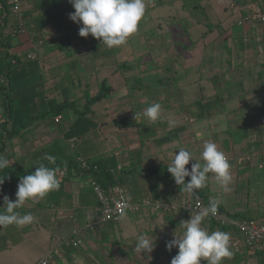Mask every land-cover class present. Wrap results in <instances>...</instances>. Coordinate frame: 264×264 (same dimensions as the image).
<instances>
[{"label":"crops","instance_id":"crops-1","mask_svg":"<svg viewBox=\"0 0 264 264\" xmlns=\"http://www.w3.org/2000/svg\"><path fill=\"white\" fill-rule=\"evenodd\" d=\"M251 7L264 12V0H146L138 33L125 46L112 49L91 35L79 36L82 25L69 19L74 12L69 0H24L23 35H16L18 17L6 9L0 71L10 70L11 99L6 103L0 89V130L24 120L28 126L12 140L0 141V155L10 161L0 172L8 177L0 186V208L4 196L15 201L23 177L17 180L11 171L52 165L43 159L45 154L67 168H57V173L65 171L64 177L57 175L58 189L18 209L33 214L32 224L0 228V264H36L94 221L100 201L90 177L79 172L80 156L99 167L97 176L106 189L119 182L132 202L194 201L196 196L170 182L167 167L180 148L203 164V145L212 141L229 159L231 191L224 193L209 173L197 193L209 189L211 199L232 213L264 208V201L256 199L243 203L246 208L238 206L247 193L264 186L259 177L264 167V25L239 24ZM169 8L173 11L164 12ZM31 53L37 59H27ZM103 82L112 89L110 96L88 108L87 100ZM67 102L77 105L59 115L61 122L47 116L53 104ZM154 103L161 105V112L152 122L144 111ZM9 113L12 121L5 122ZM41 116L46 118L38 120ZM246 155L259 160L240 164ZM155 171L166 177H154ZM136 216L138 222L129 215L108 233L132 239L190 219L184 213L174 220L156 216L152 210ZM126 225L131 228L124 232ZM108 226L87 232L85 242L99 231L102 236Z\"/></svg>","mask_w":264,"mask_h":264},{"label":"clouds","instance_id":"clouds-1","mask_svg":"<svg viewBox=\"0 0 264 264\" xmlns=\"http://www.w3.org/2000/svg\"><path fill=\"white\" fill-rule=\"evenodd\" d=\"M74 12L69 19L79 27V36L87 38L89 35L101 41L107 48L125 46L129 39L136 35L140 23L146 14V0H69ZM161 112V105L154 103L147 107L144 116L155 122ZM44 160L55 164L56 157L45 154ZM201 159H195L192 153L180 148L174 153V158L167 167L176 185L182 186L181 191L196 196L197 190L206 186L208 174L212 173L224 193L231 191L232 174L229 159L212 141L203 145ZM194 161L191 168L186 165ZM10 161L0 155V172L9 167ZM57 168H50L41 163L33 172L20 178L17 185L16 199L12 201L4 196V207L0 208V228L16 226L23 228L33 223L35 217L31 213L22 214L21 209L29 200L44 199L51 191L59 188ZM190 177L188 182L185 178ZM5 174L0 177V186L3 185ZM219 200L210 201L207 207L190 214V219L182 220L184 229L180 236L175 235L167 244L171 250L178 248V253L172 258L171 264H223L230 259L233 252L230 248V234L224 231H209L203 226L206 218L217 214ZM183 214V213H181ZM180 215V214H179ZM176 232V231H175ZM155 242L146 235L137 238L135 251L138 254H149L155 248ZM252 259V258H250ZM256 259V258H253Z\"/></svg>","mask_w":264,"mask_h":264},{"label":"built area","instance_id":"built-area-1","mask_svg":"<svg viewBox=\"0 0 264 264\" xmlns=\"http://www.w3.org/2000/svg\"><path fill=\"white\" fill-rule=\"evenodd\" d=\"M24 0H0V27L5 25V11L8 8L12 14L18 17L20 24L18 26V33L25 34V24L23 23L22 3ZM5 12V13H4ZM247 23L264 25V12L258 7H251L243 14L240 25ZM28 59H37L36 53H31ZM4 76H0V82H4ZM62 121V117L56 118V122ZM228 159V158H227ZM85 170L100 172L98 166H91L88 160L84 157L77 159ZM252 161L251 156H243L238 162L240 164L249 163ZM93 168V170H92ZM59 177H64L65 171L57 173ZM91 185L97 198L100 201V207L94 221L87 227L75 230L70 239L64 241L58 249H53L48 252L36 264H54V257L63 249V247L79 248L85 244V238L88 231H96L107 225L117 224L121 217L125 214H141L144 210H152L159 215H179L181 213L190 216L191 212L195 213L201 208L207 207L202 199L189 201L185 198H173L165 203L154 201L152 199H144L141 202H132L128 197L126 189L117 182L111 190L106 189L97 180H91ZM211 231H224L230 234V248L234 253L244 255L249 258L260 257L264 259V220H238L225 213L217 211L215 216L206 218L204 225ZM214 230H212L213 228Z\"/></svg>","mask_w":264,"mask_h":264},{"label":"trees","instance_id":"trees-1","mask_svg":"<svg viewBox=\"0 0 264 264\" xmlns=\"http://www.w3.org/2000/svg\"><path fill=\"white\" fill-rule=\"evenodd\" d=\"M18 23L20 24V20L19 19H18ZM23 23H24V20H23ZM19 24H18V26H19ZM18 30L19 29L16 30V35H21V34L18 33ZM3 31H4V26L0 27V46L4 47L5 43H6V39L2 35ZM17 62H18L17 59L13 60L14 64L17 63ZM0 75L4 76V78H5V81L0 84V89L3 91L4 95L7 97L6 98V103H9V100L11 99V96L9 95V92H10V86L9 85H10V83H8L7 78L10 75V70L9 71H7L6 69L1 70L0 71ZM111 91H112V89L110 87H108L105 82H103L101 87H100V89H99V92L97 93V95L92 97V98H89L87 100L86 104L88 105V108H90L94 104H96V103L108 98L110 96V94H111ZM53 105L54 106L49 109L47 116H49L55 122L57 116L61 115L66 110L74 108L77 105V102H67V103L53 104ZM8 112H9V110L6 111V113H8ZM87 113H88V111L84 112V114H87ZM45 118H46V116H41L40 119H38V120H43ZM10 121H12L11 113L8 114V116L6 117L5 122H10ZM32 121H34V120H32ZM29 123L31 124L33 122H29ZM25 126H28V124H26V120H24L19 126H13L11 129L3 127V129L0 130V132H1L0 133V141L2 143H6L7 141L12 140L17 135V133L21 130V128L23 129V128H25ZM232 140H235V138H232ZM1 151H2V149H0V152ZM76 161H77V163H79L78 160H76ZM45 165L50 167V168H63V167L67 168V166H64V165H61V167L56 165V164L49 165L48 163H46ZM79 165H80V168H79V172L80 173L83 172L84 174H86V176H89L90 180H93V181L97 180L98 182H100V180L98 179V176H97L98 175L97 172H95V171L93 172V171H90V170H85V169L82 168L80 163H79ZM38 166H34L32 169L26 170V171L24 169H18V170L13 171V172L11 171L10 174L17 175V176H14V177L18 180L20 178V176H25L27 174H30ZM91 166H93V165H91ZM92 170H93V168H92ZM152 175L154 177L159 176V179H164V176H165L162 171H155ZM259 177L262 179V181L264 180V167L262 168L261 172L259 173ZM167 179L170 180V177L168 175H167ZM188 181H189V179H185V182H188ZM170 182L172 184H174L175 186H177L175 181H174V179L170 180ZM259 182H261V181H259ZM242 186L244 187L245 185L242 184ZM242 186H241V189H244ZM247 186L250 187L249 184ZM250 189L252 190V188H250ZM208 190L209 189H206L203 193H196V199H202L203 202L206 204V206L209 205L210 201H213V199H211V197L209 196V191ZM247 196H248V198L244 199L246 201H244V202L241 201L240 205H238V206H241L240 209L241 208L242 209L246 208V207H243V203L247 204L248 201L251 202L253 199H256L259 202L264 201V186H259L258 189H256L251 194L249 192V195L247 193ZM246 209H243L244 211H241V212L238 211V212H233L232 213V212H228L225 209V207H223L222 205L219 204L217 211L220 212V213H225V214H227V215H229V216H231V217H233L235 219H238V220H252V219L253 220H255V219L256 220H264V208L260 209V211L253 210V209H248V208H246ZM156 216H157V214H156ZM165 216H167L169 218L173 217V220H174L175 216H177V215L167 214ZM114 226L115 225H113V224L109 225L108 227L110 229H108L107 231L104 230L105 233L101 236V238L99 240L98 239L96 240L97 242H101V243L110 242V243L113 244V247L107 249L108 250V256L101 255L99 257L100 258L99 259L100 260V264H115V261H114L115 249H114V247L116 245H118V247H119L120 246V242L117 239V236H116L115 232H112V233L109 232L108 233V231L112 230L114 228ZM104 228L105 227L100 228L98 230H103ZM168 228L169 229H166V231H164V232H162V231L159 232L160 230L156 228L155 231L153 230L151 233L147 232L146 234L153 235L155 237H159L160 235H162V238H165L166 240H168L169 238H171V239L174 238V233H175V235L180 236L183 233V231H184V229L181 227L180 223L179 222L176 223L175 221H173V225H168ZM212 230H214V228ZM88 232H96V231H88ZM84 245L79 247V248L63 247V249L59 250V252L55 255L54 264L57 263V262L61 263L64 260L65 261L63 263L66 262V264H68V261H69V263L73 264L74 256L77 255L78 253H80L79 251L81 250V248L84 247ZM89 248H90V246H89ZM177 253H178V248L173 247L171 250H169L167 248V245H166V248L164 250L159 249L158 251H156L155 263L154 264H171L172 258L175 257V255H177ZM108 257L111 258L110 261H108ZM249 259H250L249 257H246L244 255H240L238 253H234L233 252V256L230 259H225V262H230V264H242L243 262L246 263V261H248ZM256 259L258 261V264H264V259H261L260 257H257ZM202 264H204V262H202Z\"/></svg>","mask_w":264,"mask_h":264},{"label":"rangeland","instance_id":"rangeland-1","mask_svg":"<svg viewBox=\"0 0 264 264\" xmlns=\"http://www.w3.org/2000/svg\"><path fill=\"white\" fill-rule=\"evenodd\" d=\"M167 11L172 12L173 8H169V9L164 10V12H167ZM14 94L15 93H13V95ZM0 96H1V98L4 97L3 94H1ZM226 154L228 155L229 158L232 157V153L226 152ZM257 157H255V156L251 157L252 163L255 162L256 159H258ZM242 184H244V183L241 182V185ZM253 184H255V183H253ZM248 188H250V187H248ZM241 200H242V202L246 201V200H244L243 197L241 198ZM232 201H234V198ZM129 215H132V214H125L122 216L123 218L121 217L122 223H124L123 219H125V217H129ZM136 215H139V214H136ZM136 215H132V216H134L135 221L138 222V219L135 218V217H137ZM121 226L124 227L123 225H121ZM127 226H129V225H126V227L124 228V232L126 231ZM141 226L144 227V225H138V227H141ZM138 227L136 229L137 231H138ZM130 228L131 227L129 226L127 229H130ZM153 230L155 231L156 228L154 227ZM143 235H146L149 239H151L153 242H155L156 246L151 253L141 254V255L135 251V245H136L137 238L139 235L135 236L132 239H127L125 237L120 238V236L117 235V239L120 242V246L118 247V245H116L114 247V249H115V254H114L115 255L114 256L115 264H154L156 251H158L159 249L164 250L166 248L167 243H169L172 240L171 238L166 240L165 238H162L161 235L159 237H155V236L149 235V234H143ZM93 236H94L93 238L89 237L90 239L88 238V240H86L84 247L81 248V250L79 251L80 253H78L77 255L74 256L73 264H100V260H99L100 258L99 257L101 255L108 256V250L107 249L113 247V244L110 242L101 243V242L96 241L97 239L99 240L101 238V231L97 232ZM89 246H90V248H89ZM110 259L111 258L108 257V261H110ZM256 263L258 264L257 259H249L248 261H246V263L243 262L242 264H256ZM55 264H66V262L65 263H63V262L58 263L57 262ZM68 264H71V263H69V261H68ZM223 264H230V262H225V260H224Z\"/></svg>","mask_w":264,"mask_h":264}]
</instances>
